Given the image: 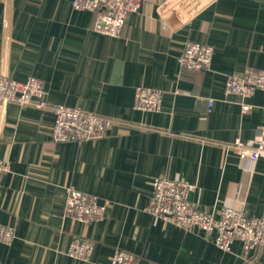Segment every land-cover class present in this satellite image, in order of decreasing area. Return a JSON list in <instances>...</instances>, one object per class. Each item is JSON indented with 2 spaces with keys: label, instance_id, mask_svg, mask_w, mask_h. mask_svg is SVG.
<instances>
[{
  "label": "crops",
  "instance_id": "1",
  "mask_svg": "<svg viewBox=\"0 0 264 264\" xmlns=\"http://www.w3.org/2000/svg\"><path fill=\"white\" fill-rule=\"evenodd\" d=\"M93 22L72 0H0V74L37 77L48 104L113 120L101 138L58 142L49 108L0 106V159L10 167L0 224L14 231L0 241V264H109L116 250L134 264H264V244L246 256L238 241L224 251L204 230L145 210L162 176L193 184L188 198L202 210L264 217V160L241 161L232 146L264 140V90L225 93L229 74L264 66V0H141L119 37ZM187 41L213 47L207 68L179 64ZM137 86L160 90L161 108L135 109ZM68 186L107 200L105 218L65 216ZM76 237L94 242L88 260L67 254Z\"/></svg>",
  "mask_w": 264,
  "mask_h": 264
},
{
  "label": "built area",
  "instance_id": "2",
  "mask_svg": "<svg viewBox=\"0 0 264 264\" xmlns=\"http://www.w3.org/2000/svg\"><path fill=\"white\" fill-rule=\"evenodd\" d=\"M141 0H72L75 10H87L94 14L93 30L103 35L119 37L125 27L129 13L138 12ZM213 47L197 41H187L178 57V62L187 69H203L210 65ZM256 90H264V66L260 69L246 67L240 73H231L225 82V93L235 94L243 100ZM43 82L34 76L24 81L0 74V106L10 102L18 105H32L49 108L53 114L51 137L54 141L81 142L105 136L113 120L94 112L65 104H48L45 101ZM162 92L155 88L137 86L133 107L137 110L156 111L161 108ZM211 105V100H209ZM243 113L249 112L251 104L240 103ZM232 146L241 161L264 160V140L255 146H248L236 139ZM10 167L0 159V177ZM194 185L180 179L157 176L152 179V192L145 210L163 221L178 227H198L211 236L212 242L221 250L230 251L233 242L241 244L243 255L264 244V217L248 216L243 208L223 205L214 211L198 208L188 198ZM63 214L82 223L105 218L107 200L96 194L83 192L68 186ZM12 228L0 224V241L13 238ZM94 242L88 238H74L67 249L70 257L88 260L94 249ZM135 256L126 250H116L109 264H134ZM150 264H160L152 262Z\"/></svg>",
  "mask_w": 264,
  "mask_h": 264
}]
</instances>
